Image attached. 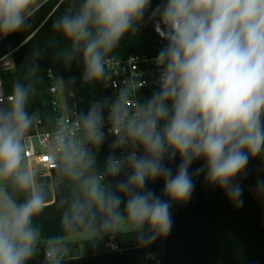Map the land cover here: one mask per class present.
<instances>
[{
	"label": "clouds",
	"instance_id": "obj_1",
	"mask_svg": "<svg viewBox=\"0 0 264 264\" xmlns=\"http://www.w3.org/2000/svg\"><path fill=\"white\" fill-rule=\"evenodd\" d=\"M39 0H0V37L31 27ZM152 0H80L52 30L70 45L65 61L82 63V81L107 76V59L129 32H137ZM155 31L166 41L154 58L157 88L135 112L129 90L115 101L90 105L76 122L79 135L56 134L48 159L79 185V195L61 216L67 230L86 228L95 237L135 233L141 246L172 228L170 201L186 202L193 176L226 191L242 206L235 178L249 158L264 154V0H160L151 11ZM74 81L76 77H71ZM31 89L14 82L11 102L0 107V180L26 198L0 202V264H28L41 238L34 220L49 206L47 184L27 164L25 134L34 117L27 110ZM107 107V116L105 108ZM113 139L103 174H95L99 149ZM91 146V147H89ZM116 149H128L116 154ZM179 156L175 173L165 164ZM205 163L189 172L194 161ZM105 177L112 178L104 183ZM162 179L163 199L147 187ZM264 192V182L258 183ZM123 205V208L121 207ZM63 238H49L47 259L62 264Z\"/></svg>",
	"mask_w": 264,
	"mask_h": 264
},
{
	"label": "trees",
	"instance_id": "obj_2",
	"mask_svg": "<svg viewBox=\"0 0 264 264\" xmlns=\"http://www.w3.org/2000/svg\"><path fill=\"white\" fill-rule=\"evenodd\" d=\"M58 1L52 0L39 7V0L36 5L38 10L30 21L31 27L0 37V62L9 55L13 62L11 68L0 71L1 90L4 96H11L12 85L17 81L30 87L27 110L34 117L28 131L31 133L36 121L41 122V129H54V120L59 115L53 105L56 94L51 92V88L54 86L70 113L74 110L79 114L86 112L92 100L108 102L109 93L104 80L84 83L81 78L82 63L73 62L70 65L65 61V52L70 50V45L53 32L52 23L66 11H75L80 0H63L56 7ZM159 2L152 0L139 30L127 33L108 59H124L132 55L156 57L166 43L155 31L158 18H151V11ZM73 76L76 77L74 81L71 79ZM156 88L154 83L139 89V103L143 105ZM179 163V156L172 162L165 159V164L173 169V173ZM204 163L203 160L194 161L189 172L193 173ZM49 181L44 177L38 182ZM53 181L54 202L34 220L41 233L37 245L39 253L28 264H50L46 257L49 238L62 237L63 247L69 235L91 231L79 227L67 230L62 225L61 216L68 203L79 195L80 189L78 183L70 180L60 169L53 173ZM193 181L195 187L188 201H170L172 228L166 237H158L151 244L141 246L135 233H118L114 235L118 244L116 251L97 250L93 242L87 240L83 252L74 254L65 250L62 264H264L261 210L248 190V187H257L258 183L264 182V154L250 157L244 171L233 181L242 189V206L237 207L219 186L207 183L204 173L193 176ZM163 186L162 179L149 181L147 185L158 196L167 199L163 196ZM4 191L12 201L20 202L26 198V193L16 189L11 181L4 184Z\"/></svg>",
	"mask_w": 264,
	"mask_h": 264
},
{
	"label": "built area",
	"instance_id": "obj_3",
	"mask_svg": "<svg viewBox=\"0 0 264 264\" xmlns=\"http://www.w3.org/2000/svg\"><path fill=\"white\" fill-rule=\"evenodd\" d=\"M50 1L52 0H41L39 7ZM62 2L63 0H59L56 7ZM107 65V76L104 79V83L105 89L109 93L108 103L110 104L112 101H115L122 89H128L130 94L128 96L127 106L129 111L135 112L138 106H141L137 99L138 90L154 84L159 75L157 66L154 63V58H140L132 55L124 59H108ZM1 87L2 81L0 77V105L6 106L11 102L12 97L4 96ZM51 92L56 94L53 105L59 112V115L54 120V129H41V122L36 121L34 124V132H27L24 137L29 168L36 173L37 181L44 177L50 180L48 182L51 192L49 204L54 202L53 173L59 170V168L56 166L55 162L48 159V150L56 134L60 131H63L67 136L79 135L76 130V122L79 118L78 111L74 110L72 113L67 111L61 95L57 94V88L55 86L51 88ZM95 103H97V101H91V105ZM105 115L107 116V107L105 108ZM105 131L108 135L103 146L99 149H92L97 157L96 174H103L104 165H102V160H104L111 151L110 144L113 139L111 135L112 128L110 122H107V120L105 123ZM127 150L128 149H116L115 151L117 155H120L122 151ZM111 179L110 177H105L103 182L106 183ZM104 248L109 251H116L118 249V244L115 241V237L112 238V236H109L104 243Z\"/></svg>",
	"mask_w": 264,
	"mask_h": 264
},
{
	"label": "rangeland",
	"instance_id": "obj_4",
	"mask_svg": "<svg viewBox=\"0 0 264 264\" xmlns=\"http://www.w3.org/2000/svg\"><path fill=\"white\" fill-rule=\"evenodd\" d=\"M12 58L11 56L4 62H0V71L4 69H8L12 67ZM11 63V64H9ZM7 106V105H6ZM0 107H5L0 105ZM97 172V162L95 165V174ZM9 182L8 180H0V202H5L11 204L13 201L7 196L4 191V184ZM249 192L257 199L258 191L257 187H248ZM118 234V233H116ZM115 235V234H114ZM110 235H105L102 239L95 237L92 231H85L80 233H74L69 235L64 240V246L62 247L64 250H71L74 254L84 251V242L87 240H91L97 250H102L104 248V243L106 238ZM39 253V249L37 248L35 255L32 259H35Z\"/></svg>",
	"mask_w": 264,
	"mask_h": 264
},
{
	"label": "crops",
	"instance_id": "obj_5",
	"mask_svg": "<svg viewBox=\"0 0 264 264\" xmlns=\"http://www.w3.org/2000/svg\"><path fill=\"white\" fill-rule=\"evenodd\" d=\"M11 55H9L8 57H6L4 60H2L1 62H4V61H6L9 57H10ZM11 58H12V56H11ZM12 63V66H13V62H11ZM11 63H9V64H11ZM254 197V196H253ZM255 198V197H254ZM258 198L259 199H257V198H255V200L257 201V203H258V205H259V207H260V210H261V216H262V218H261V222H262V226H263V228H264V192H258Z\"/></svg>",
	"mask_w": 264,
	"mask_h": 264
},
{
	"label": "water",
	"instance_id": "obj_6",
	"mask_svg": "<svg viewBox=\"0 0 264 264\" xmlns=\"http://www.w3.org/2000/svg\"><path fill=\"white\" fill-rule=\"evenodd\" d=\"M44 184H47V185H48V189H49V195H48V197H50V195H51V192H50V186H49L48 183H44Z\"/></svg>",
	"mask_w": 264,
	"mask_h": 264
}]
</instances>
